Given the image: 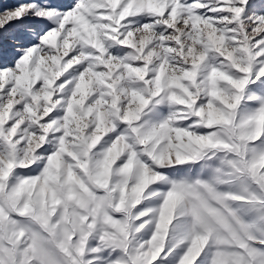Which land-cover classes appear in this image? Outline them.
<instances>
[{
  "label": "snow or ice",
  "instance_id": "6c2138e0",
  "mask_svg": "<svg viewBox=\"0 0 264 264\" xmlns=\"http://www.w3.org/2000/svg\"><path fill=\"white\" fill-rule=\"evenodd\" d=\"M0 264H264V0H0Z\"/></svg>",
  "mask_w": 264,
  "mask_h": 264
}]
</instances>
